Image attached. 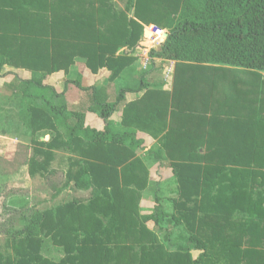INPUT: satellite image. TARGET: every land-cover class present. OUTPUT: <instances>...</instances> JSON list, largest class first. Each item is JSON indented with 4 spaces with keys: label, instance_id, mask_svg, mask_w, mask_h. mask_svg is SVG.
Listing matches in <instances>:
<instances>
[{
    "label": "trees",
    "instance_id": "16d2710c",
    "mask_svg": "<svg viewBox=\"0 0 264 264\" xmlns=\"http://www.w3.org/2000/svg\"><path fill=\"white\" fill-rule=\"evenodd\" d=\"M115 1L0 0V79L33 136L28 173L44 177L62 151L69 155L67 184L90 193L86 202L25 219L11 235L12 254L0 248V264H264V0H119L125 9ZM150 25L167 35L150 57L176 63L171 94L148 83L152 67L114 103L105 89L78 79L56 88L78 58L93 76L133 72ZM20 69L31 77L21 78ZM228 81L232 94L241 82L248 88V121L213 117L194 127L197 92ZM69 85L89 94L88 111L103 131L69 107ZM141 92L124 108V130L111 129L124 96ZM157 122L168 128L161 149L178 183L172 215L140 211L149 172L138 156L146 147L138 131ZM179 227L189 233L172 252ZM48 243L64 253L60 261L44 256Z\"/></svg>",
    "mask_w": 264,
    "mask_h": 264
},
{
    "label": "rangeland",
    "instance_id": "374dc122",
    "mask_svg": "<svg viewBox=\"0 0 264 264\" xmlns=\"http://www.w3.org/2000/svg\"><path fill=\"white\" fill-rule=\"evenodd\" d=\"M115 4L121 9L127 8V4L123 1L116 0ZM132 13L133 10L130 8L129 14L132 15ZM161 46L158 42L154 43L146 40L144 49L137 52L138 60L135 64L134 74L140 71L144 72L148 67H152V74L149 79H164L166 85L170 87L174 73L172 63L174 62L170 63L150 57L151 51L159 50ZM77 68L79 69L75 70V68H72L70 75L69 73L64 75L62 81L65 80L66 76H69V78L74 77L81 80L84 86L88 82L97 88H106V90H109L112 100L115 99L127 82L124 79L108 81L103 79L108 78V75H103L101 79V74L93 76L88 70H83L81 66L78 65ZM16 71L21 78L31 77L30 72L27 70L20 69ZM131 75H133V72ZM126 79L129 80V78ZM7 80H10V78H7ZM10 97L9 88L0 79V248L6 255L12 254L11 235L13 231L21 229L25 224V219L34 217L46 210H54L68 202H86L90 198L89 192L75 189L72 185L67 184L66 175L70 168V163L68 160L69 156L65 152H57L58 155L52 164L51 172L44 177L39 175L30 177L28 162L34 149L31 144L33 136L25 131L18 122V103ZM69 99L72 108L92 114L91 117L89 116V122L87 123L90 128L101 129L98 114L88 112L91 105L88 93L75 87L73 93L69 94ZM41 136L42 134L38 135L37 139ZM50 137V135L46 134L41 140L45 141L50 139ZM138 154H140L142 161H145L151 168L150 183L143 192L140 203L141 213L148 214L149 212H154L157 208L162 209L169 215L174 214L173 202L178 197L176 177L169 174L170 168L165 167L164 164L161 165L164 170H161V166H159L158 171H156L154 169V160L150 159L147 153L138 152ZM166 161L163 158V163ZM155 232L164 240V231L156 229ZM188 233L182 227L174 228L170 242L172 252L175 251L174 247L186 243L185 239ZM48 244L43 251L44 256L56 262L60 261L64 257V253L53 244ZM135 248L137 250L136 254H138L139 250L137 247ZM132 252H128L130 256L133 255ZM192 253L197 255L194 251ZM130 262L133 263L131 259L130 261L124 259L122 264H131Z\"/></svg>",
    "mask_w": 264,
    "mask_h": 264
},
{
    "label": "crops",
    "instance_id": "0c3cea01",
    "mask_svg": "<svg viewBox=\"0 0 264 264\" xmlns=\"http://www.w3.org/2000/svg\"><path fill=\"white\" fill-rule=\"evenodd\" d=\"M132 17V15H130ZM123 50H121V53H122ZM138 60V59H137ZM137 62V61H136ZM135 62V64H136ZM86 61L82 58H78L76 59V62L75 64L71 67L70 71L72 70V68L75 70L79 69L77 68V66H81V68L83 70L86 69V71L88 70L87 67H86ZM172 63V62H170ZM135 64L133 65V68H135ZM173 64V68H174V73H173V76L171 78V86L168 87L165 83V80H161V79H155V80H152V79H149V76H147V81L148 83L152 86V85H156L158 88L162 89L163 91L171 94L174 90V80H175V68H176V63H172ZM150 68V67H149ZM133 69V70H134ZM152 70V69H150ZM70 71H69V75H70ZM132 72H125L124 74H122L120 77L114 79L115 81L118 80V79H124L126 82V85L125 87H123L121 89V91L123 89H126V88H129V87H133V86H136L137 84V81L139 79V76L141 75V71L140 72H137L136 74L135 73V70L133 71V75H131ZM103 75H108V78H103V79H107L108 81H114V80H111L110 79V76L108 73H104L102 72L101 73V79H102V76ZM62 78H64V76H61V78L57 81L56 83V88L60 91L63 90V87H64V83L66 81H73V80H76V78L74 77H71L69 78V76H66L65 80L62 81ZM126 78H129V80H127ZM27 79V78H25ZM60 82V83H58ZM232 81H228V82H225L224 84H220L218 85V83L213 87L211 88L209 91H203V93H201V91H198L197 94L195 95V104H194V108H195V111H194V114H198V116H196V123H194V127H198V124H197V121L199 120H202V119H214V118H217L218 119H237V120H241V121H244V120H247L250 118V114L248 113V110L246 109V105L248 103V88H244L243 86V83H239V84H236V86L238 87H241V90H239V92L235 95V94H232L233 91L229 90L227 88V86H231L232 84L230 83ZM111 83V82H110ZM129 83V85H128ZM128 85V86H127ZM74 88L75 86L73 85H69L68 87V92L66 94V100L69 104V107L71 109H74L71 107L70 105V99H69V94L70 93H73L74 91ZM103 88V87H101ZM106 90V88H103ZM201 89V88H200ZM107 93H108V96H109V101L111 103H114L117 99V96L119 95V92L115 99L112 100L110 94H109V90H106ZM144 92H141V93H127L122 102L120 103V105L118 106L115 114H113L112 118H111V129H113L114 131H117V132H121L124 130V127L121 126V122H122V118H123V113H124V108L126 106V104L128 103H131V102H135L136 100L140 99L142 96H143ZM180 95L179 93L177 92L176 93V97L175 99L172 98L173 102L175 100V104H179L180 103ZM248 107V105H247ZM176 108H178L176 106ZM175 108V109H176ZM245 108V109H244ZM76 110V109H75ZM86 112V111H85ZM89 112V111H88ZM87 115V123L89 122V118L91 117L92 114H86ZM90 116V117H89ZM214 117V118H213ZM99 118V116H98ZM194 118V119H195ZM100 122H101V129H98L96 128L97 130H101L103 131L105 129V124L104 122L99 118ZM169 123V122H168ZM87 125V124H86ZM164 126V123L162 124L161 122H157L155 126H152V130L151 131H144V132H141V131H138V139L139 140H144L145 141V149L142 150V151H139V152H144V153H147L148 157L152 160H154V169H156V171H158L159 169V166H161L162 164H164L165 167H169L170 168V171H169V174L173 175L175 177V174L173 172V169L171 167V163L170 161L168 160V158L166 157L165 153H164V149L162 148L161 149V146L163 145V139H164V136L166 135L167 133V130L166 129H160V128H163ZM169 126V125H168ZM176 126H179V124L176 122ZM87 127H89L87 125ZM90 128V127H89ZM162 140V141H161ZM150 142V143H149ZM150 145H149V144ZM158 149H161V152H159ZM69 156V155H68ZM138 156L140 157V154H138ZM163 158H165L167 161L163 163ZM145 166L147 167L148 169V172H149V183H150V173H151V168L147 165V163L145 161H143ZM151 164V163H150ZM153 165V164H151ZM167 165V166H166ZM156 166V167H155ZM161 170H164V168L161 166L160 168ZM149 213H152V212H149Z\"/></svg>",
    "mask_w": 264,
    "mask_h": 264
},
{
    "label": "built area",
    "instance_id": "2783aa9c",
    "mask_svg": "<svg viewBox=\"0 0 264 264\" xmlns=\"http://www.w3.org/2000/svg\"><path fill=\"white\" fill-rule=\"evenodd\" d=\"M144 38L147 41H152L154 43L158 42L162 45L166 40V33L164 30L150 25L145 27Z\"/></svg>",
    "mask_w": 264,
    "mask_h": 264
}]
</instances>
